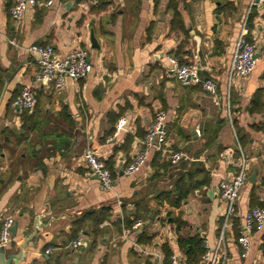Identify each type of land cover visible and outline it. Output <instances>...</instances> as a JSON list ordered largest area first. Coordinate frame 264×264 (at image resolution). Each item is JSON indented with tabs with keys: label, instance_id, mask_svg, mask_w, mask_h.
<instances>
[{
	"label": "crops",
	"instance_id": "0c3cea01",
	"mask_svg": "<svg viewBox=\"0 0 264 264\" xmlns=\"http://www.w3.org/2000/svg\"><path fill=\"white\" fill-rule=\"evenodd\" d=\"M70 1L56 0L51 6L39 1L16 21L11 15L15 0H0V140L13 145L24 133L15 104L24 85L39 96V118L50 119L35 139L41 142L38 150L51 153L44 159L46 169L27 165V174L20 169L0 195V229L7 217L16 226L7 249L16 255L11 264H170L172 255L187 264L178 239L195 236L219 261L264 264V229L252 234L247 257L241 256L238 241L245 214L264 207V108L249 110L256 91H264V5L254 0H78L69 8ZM175 13L180 17L175 19ZM91 29L100 48L92 47ZM241 36L263 52L247 77L230 72ZM198 41L205 66H200ZM36 43L52 45L59 56L84 47L92 71L80 81L68 77L65 87L57 89L36 76L38 65L30 52ZM170 56L197 64L200 77L215 82L216 94L201 84L183 85ZM159 109L167 114L166 150L153 149L138 172L126 174L124 164L142 148ZM121 117L127 126L116 134ZM128 135L134 136L129 144ZM25 144L18 152L32 151ZM88 148L96 149L105 163L113 160L112 188L104 189L88 169ZM177 151L185 157L173 162L170 156ZM243 159L247 179L237 212L226 222L221 182ZM196 162L210 171L209 184L180 206L171 205L167 193ZM10 163V152L4 150L1 171ZM103 207L109 216L101 232L95 237L86 230L83 245L74 248V221ZM138 219L143 225L132 228ZM172 219L183 225L178 228ZM164 245L172 251L170 258Z\"/></svg>",
	"mask_w": 264,
	"mask_h": 264
},
{
	"label": "built area",
	"instance_id": "2783aa9c",
	"mask_svg": "<svg viewBox=\"0 0 264 264\" xmlns=\"http://www.w3.org/2000/svg\"><path fill=\"white\" fill-rule=\"evenodd\" d=\"M42 1L44 5L51 6L56 0H15L11 8V15L16 21H21L30 6L36 5ZM255 3L264 5V0H254ZM257 45L249 41L245 36H241L236 44V50L230 64V72L232 75L247 77L254 71L257 59L255 58ZM35 62L38 65L36 76L39 80L52 81L57 89H63L66 85L68 77L76 81L87 78L92 71L93 64L89 59L88 50L84 47H75L65 56H59L52 45L33 44L30 46ZM172 63V70L183 85L201 84L204 89L210 93L216 94L217 86L212 79H202L199 75V68L195 63H180L175 57H168ZM39 102V98L29 84L22 87L21 93L17 96L15 104L20 113L24 111L31 112L35 109ZM167 114L163 109L156 112L154 120L148 126L146 133L142 139V148L135 154L134 158L124 164L123 171L126 174H134L138 172L146 163L150 152L153 149L166 150ZM127 126V118L121 117L116 125V134L124 130ZM171 160L178 162L185 157L182 152H173ZM84 159L90 172L98 176L104 189L112 188L114 178L111 170L106 163L99 158L96 149L88 148L84 153ZM247 179L246 162L242 160L237 171L229 178L221 182L222 196L226 201V210L224 218L229 222L237 212V198L240 190L244 186ZM14 224L13 217H7L3 220L0 229V248H6L12 241V228ZM143 225L142 219H138L132 228L138 229ZM264 229V207L254 206L246 214L242 233L238 238L241 245V256L247 257L252 250V234L256 231ZM85 234L80 231L77 238L72 242L74 248L83 245ZM50 252V249H48ZM204 264H228L226 260H217L212 256L211 251H206L203 255ZM170 264H179V258L172 255Z\"/></svg>",
	"mask_w": 264,
	"mask_h": 264
},
{
	"label": "trees",
	"instance_id": "16d2710c",
	"mask_svg": "<svg viewBox=\"0 0 264 264\" xmlns=\"http://www.w3.org/2000/svg\"><path fill=\"white\" fill-rule=\"evenodd\" d=\"M158 1L159 0H156V3H158ZM173 4L174 3L170 5V8H174ZM91 9L93 10L96 8L92 7ZM179 17V13H175V19ZM263 94V89L257 90L254 94L249 107L251 113L260 112L264 108ZM39 104L40 99L33 113H29L28 111L21 113L23 121L22 129L24 130V133L20 132L17 134L15 144L11 145L5 140H0V166L4 150H8L10 152L11 158V163L6 170L1 171L0 169V184H3V187L0 186V195L3 192L6 183L17 178L20 169L24 170V174H27V171L25 170L27 165H30V168H41L43 170L46 169L44 159L45 157L50 156L51 153H47L44 147L38 150L36 148L37 144H40L41 142L35 141V139L39 138L38 133L41 131L43 126L49 123L50 119L41 120L39 118V114L36 113V111L39 110ZM62 114H64L67 119L69 118L66 111H64ZM32 133L34 134V138H30ZM133 138L134 136L128 135L126 142L128 144L131 143ZM23 144H29L28 146L32 148V151H30L27 147L26 150L18 152L17 147ZM127 147L128 146L126 144L122 145V148L125 150ZM106 165L110 168L112 176L114 177L115 172L113 170V160L109 159L106 162ZM4 173L9 174L8 178L4 177ZM210 179V171L205 167L204 163L196 162L194 163V169L184 172L177 180L175 189L167 193L165 198L171 203V205L180 206L181 202L186 199L189 194L194 192L196 189L202 188L204 185L209 184ZM253 198L254 195L252 194V199ZM262 206H264V204H262ZM108 216V207H103L99 210L93 209L88 211L85 215L74 221L73 237L76 239L78 233L81 230L84 234L87 230L88 233H91L96 237L101 232L100 224L106 220ZM172 221L177 224L178 228L183 225V221L180 219H172ZM133 222L134 221L131 220L129 226H131ZM139 240L141 239L139 238ZM178 243L180 248L183 249L187 254V264H197L206 252V248L204 247V239L200 236L190 238L179 237ZM163 248L166 251L167 257L170 258L172 251L168 245H164ZM262 250L264 252V243L262 244Z\"/></svg>",
	"mask_w": 264,
	"mask_h": 264
},
{
	"label": "water",
	"instance_id": "95a60500",
	"mask_svg": "<svg viewBox=\"0 0 264 264\" xmlns=\"http://www.w3.org/2000/svg\"><path fill=\"white\" fill-rule=\"evenodd\" d=\"M78 1V0H74V1H70L69 4V8L72 7V5H74V3ZM90 39H91V44L92 47L94 48H100V43L95 35V31L94 29H91L90 32ZM199 40V38H197ZM199 43V41H198ZM199 56H200V66H205L206 65V61H205V56L203 53V50L201 49L200 43H199V50H198ZM263 52H262V46L260 45L259 47H257L256 49V53H255V58L258 59L262 56ZM98 178V176H96ZM20 178V177H19ZM16 226H13L12 231H15ZM29 239L32 238L31 236L28 237ZM29 241V240H28ZM27 242V241H26ZM12 244V241L10 242L9 246ZM9 246H7L6 248H0V264H11L13 262V260L16 258L15 254H8V248ZM26 246V244H22V247Z\"/></svg>",
	"mask_w": 264,
	"mask_h": 264
}]
</instances>
